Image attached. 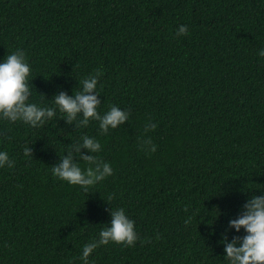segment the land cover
I'll return each instance as SVG.
<instances>
[{"label":"trees","instance_id":"obj_1","mask_svg":"<svg viewBox=\"0 0 264 264\" xmlns=\"http://www.w3.org/2000/svg\"><path fill=\"white\" fill-rule=\"evenodd\" d=\"M262 47L264 0H0V59L24 51L30 101L52 106L100 69L97 111L129 113L107 133L59 111L39 127L0 121L15 162L0 168V264H81L111 207L139 238L97 247L89 264H227L221 233L237 235L228 221L264 191ZM82 135L113 168L89 192L51 172Z\"/></svg>","mask_w":264,"mask_h":264},{"label":"clouds","instance_id":"obj_2","mask_svg":"<svg viewBox=\"0 0 264 264\" xmlns=\"http://www.w3.org/2000/svg\"><path fill=\"white\" fill-rule=\"evenodd\" d=\"M187 32L188 27L184 24L176 29L177 36L185 35ZM257 54L264 57V47L260 48ZM30 72L31 65L21 49H16L0 59V121H19L32 127H39L52 120L59 111L69 123L79 118L80 126H87L89 120L98 121L100 132L107 133L129 119V113L114 104L103 114L97 111L101 104L97 91L102 74L100 69L81 79L79 91L72 92L71 95L63 91L55 94L51 100L52 106L30 101L32 95L29 87ZM155 128L156 124L149 122L145 125V132ZM139 147L146 153L155 152L157 149L151 138H145ZM101 148L102 145L97 138L82 135L67 148V155L60 157L59 163L51 166L53 176L70 185H78L84 192H89V189L113 175L111 163L95 155ZM81 149H85L87 154L81 152ZM23 151L26 157L32 155L29 146ZM79 161L85 162L86 166L82 168ZM14 163L7 151L0 150V168H12ZM113 198V194H109L106 201L109 202ZM218 213L219 216L220 212ZM134 224V220L126 214L123 207H111L110 222L100 229L98 239L82 246L79 256L81 264H89V256L101 245L112 242L133 246L139 238ZM228 227L237 235L229 240L226 232L221 233L220 243L223 245L227 264H264V191H260V195H252L246 199L239 214L228 221ZM68 264H74L73 259H70Z\"/></svg>","mask_w":264,"mask_h":264}]
</instances>
